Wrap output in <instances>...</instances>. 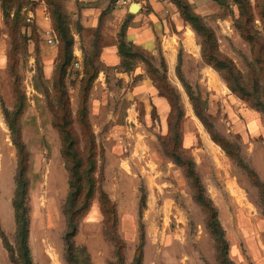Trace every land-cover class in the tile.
Wrapping results in <instances>:
<instances>
[{
    "label": "rangeland",
    "instance_id": "obj_1",
    "mask_svg": "<svg viewBox=\"0 0 264 264\" xmlns=\"http://www.w3.org/2000/svg\"><path fill=\"white\" fill-rule=\"evenodd\" d=\"M188 1L213 31L220 56L232 62L239 83L253 94L256 86L264 85V0H220L223 5L217 0ZM166 2L173 9L170 35L177 63L181 55L180 75L176 65L169 68L162 52L151 55L139 47L134 70L106 68L99 60L100 30L83 28L64 0L58 6L48 0H4L0 12V225L14 243L12 198L19 154L10 125L15 119L28 152L27 204L35 264H67L63 206L69 173L53 120L60 102L67 98V114L80 131L75 119L83 106L89 59L97 70L90 71L96 75L84 113L96 137L100 188L117 212L116 224H107L97 194L80 222L75 243L85 247L89 264H132L141 227L143 264H220L217 233L175 155L193 161L218 213L229 258L235 264H264L263 189L256 181L257 177L264 184V112L253 104V95L232 91L233 80L203 60L200 37L176 5ZM241 6H247L244 16ZM57 8L66 16L73 37V58L64 76ZM189 32L193 45L187 40ZM73 33H79L87 45L82 60L75 55ZM183 80L192 85L190 91ZM160 85L167 99L170 94L171 112L170 108L160 112L154 101ZM190 96L199 100H194L196 108L208 124L196 115ZM20 101L23 110L16 116ZM209 126L218 139L240 149L244 165L213 138ZM0 264H12L2 239Z\"/></svg>",
    "mask_w": 264,
    "mask_h": 264
},
{
    "label": "trees",
    "instance_id": "obj_2",
    "mask_svg": "<svg viewBox=\"0 0 264 264\" xmlns=\"http://www.w3.org/2000/svg\"><path fill=\"white\" fill-rule=\"evenodd\" d=\"M51 5H60V0H48ZM173 4L178 8L180 15L184 18L185 21L189 22L197 35L200 37L201 41V54L203 60L213 66L217 71L222 73L226 79L230 78L233 80L231 82V89L234 92H240L245 97H250L253 95V104L262 109L264 112V85L256 86V90L251 94L250 90L246 89L245 86L241 85L238 80V75L235 72L232 62L226 58H222L217 50V41L213 31L204 23L202 17L193 9L191 3L188 0H171ZM220 5H223V2L217 0ZM4 0H2L3 6ZM242 7V16H244V11L247 8ZM56 22L57 30L63 42L62 49V75L66 73L65 66L70 63L72 60V44L73 37L69 32L66 16L58 10L57 8ZM248 31L245 30V33ZM135 46L132 42H127L125 40V25L123 26L119 34V49L123 57V62L121 69L125 72L134 70L133 59L138 55V52L135 51ZM88 63L91 67V70H86V77L83 81V106L81 107V112L77 114L75 119L80 125V131L77 132L73 126L75 123L74 119L70 117L68 110V100L63 98L59 104V107L55 110L53 125L58 129L62 149L61 155L64 159L66 169L69 173L68 177V196L63 206V213L66 218V230L63 235V240L65 244V257L67 264H89V255H85V247H78L75 243V237L78 233L80 222L89 214L92 203L96 197L99 195L100 207L105 215L106 223L109 224L111 221L116 224L117 222V212L115 209V204L111 201L108 194L100 188V181L98 177V148L95 134L93 133L90 122L86 111L85 103L88 99L87 93L89 88L92 85V82L96 74H91L97 70L93 60ZM178 65L176 68L177 73L181 74V55L178 57ZM186 90L190 91L192 85L190 83H185L182 81ZM164 85V84H163ZM62 85V89H63ZM161 95L167 96L163 93V86H158ZM163 88V89H162ZM163 90V91H162ZM188 93V92H187ZM189 94V93H188ZM168 100L171 101L170 94H168ZM193 109L196 112V115L205 123L208 124L207 118L205 115L198 111L196 108V103H199V100L189 97ZM250 99V98H249ZM195 100V102H194ZM201 102V100H200ZM172 103H170L171 105ZM172 107V106H171ZM175 107H177L175 105ZM15 114L18 116L23 110V102L20 101L15 107ZM7 111V110H6ZM81 113V114H80ZM10 112L7 111V115L10 119ZM11 130L14 136V142L18 149L19 162L17 167V173L15 176L16 188L12 198V205L14 209L15 217V235L14 243L10 242L7 237V234L4 232L0 225V239H2L3 246L8 252L9 259L12 264H35L32 250L30 246V216H29V207L27 204L28 193H29V180L27 178L28 171V152L26 145L23 142L21 130L19 129L15 119L11 120ZM209 130L212 131V128L209 126ZM213 133V138L221 144L223 149L231 156L235 157V160L240 164H243V158L240 155V149L237 148L233 143L228 140L218 139L216 134ZM178 163L185 166L188 176L192 179L194 188H195V197L199 203L207 211L208 223L211 226L212 230L217 233L216 240L218 244V260L220 264H235L229 258L228 252V242L225 240V232L220 224L218 219V213L216 208L213 206L212 201L206 196L203 184L200 177L195 171L193 161L189 158L181 157L175 155ZM253 173V171H251ZM256 181L261 188L263 189V200H264V184ZM264 205V203H263ZM111 215L113 216L111 218ZM144 246H145V232L144 228L141 227L140 234V244L133 258L132 264H143L144 260ZM85 255V257H83ZM123 264V262H121Z\"/></svg>",
    "mask_w": 264,
    "mask_h": 264
},
{
    "label": "crops",
    "instance_id": "obj_3",
    "mask_svg": "<svg viewBox=\"0 0 264 264\" xmlns=\"http://www.w3.org/2000/svg\"><path fill=\"white\" fill-rule=\"evenodd\" d=\"M68 11L76 21L87 30L99 29L101 32L99 60L106 68L121 69L123 57L119 49V34L125 25V40L143 49L146 53L156 55L162 52L169 68H177V49L172 48L170 35V14L173 9L163 0H153L147 10L132 14L130 8L115 7L113 0H64ZM0 12L3 13L2 0ZM188 33V42L189 41ZM75 38V55L82 60V53L87 47L79 33H73ZM136 75V73H135ZM144 82V81H143ZM158 87V86H157ZM157 91V89H156ZM160 112H167L171 105L168 99L161 95L158 89L157 99ZM168 101V102H167ZM170 105V106H169ZM163 108V110H161ZM15 222V217H14ZM15 229L13 232L15 235Z\"/></svg>",
    "mask_w": 264,
    "mask_h": 264
},
{
    "label": "built area",
    "instance_id": "obj_4",
    "mask_svg": "<svg viewBox=\"0 0 264 264\" xmlns=\"http://www.w3.org/2000/svg\"><path fill=\"white\" fill-rule=\"evenodd\" d=\"M152 1L153 0H113V5L115 7L131 8L132 5L139 4L141 10H147L151 6ZM163 1H168V0H163ZM142 157L146 166L149 167V163H148L149 158L147 152H144Z\"/></svg>",
    "mask_w": 264,
    "mask_h": 264
},
{
    "label": "water",
    "instance_id": "obj_5",
    "mask_svg": "<svg viewBox=\"0 0 264 264\" xmlns=\"http://www.w3.org/2000/svg\"><path fill=\"white\" fill-rule=\"evenodd\" d=\"M141 10V7L139 4H134L130 8V13L135 14Z\"/></svg>",
    "mask_w": 264,
    "mask_h": 264
},
{
    "label": "bare ground",
    "instance_id": "obj_6",
    "mask_svg": "<svg viewBox=\"0 0 264 264\" xmlns=\"http://www.w3.org/2000/svg\"><path fill=\"white\" fill-rule=\"evenodd\" d=\"M189 41H190L191 43H193V36H192L191 33L189 34Z\"/></svg>",
    "mask_w": 264,
    "mask_h": 264
}]
</instances>
